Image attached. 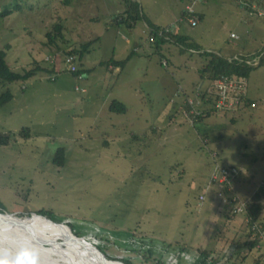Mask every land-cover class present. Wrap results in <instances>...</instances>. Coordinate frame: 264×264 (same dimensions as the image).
I'll return each instance as SVG.
<instances>
[{
  "label": "rangeland",
  "instance_id": "rangeland-1",
  "mask_svg": "<svg viewBox=\"0 0 264 264\" xmlns=\"http://www.w3.org/2000/svg\"><path fill=\"white\" fill-rule=\"evenodd\" d=\"M201 1L139 0L145 18L127 26L115 20L126 10L125 0H0V46L11 67L21 72L37 60L55 70H40L28 80L0 81V94L9 89L14 94L0 106V133H12L9 144H0V210L2 216L29 219L26 227L16 228L23 238L58 244L52 240L57 235L30 221L44 208L110 260L126 254L134 264H201L208 260L202 249L222 261L241 250L247 258L240 264H253L258 253L243 250V231L227 229L233 219L245 216L244 210L216 221L207 213L206 194L217 191L223 209L232 215L230 198L248 195L236 183L230 185L220 164L256 190L264 180V64L242 79L253 103L214 110L193 126L203 112L198 108L203 105L201 89L204 84L213 88L199 72L206 59L190 44L170 39L157 48L146 19L161 30L179 27L178 33L202 51L225 57L264 54V15L259 14L264 5L250 13L235 0ZM190 2L195 12L185 17ZM16 5L18 11L2 15ZM201 7L204 19L197 12ZM48 32L64 38L49 45ZM126 38L137 50L121 68L110 60L127 58ZM91 40L82 60L71 55L78 67L72 69L66 52ZM47 57L55 62L47 63ZM114 100L125 103L126 112L111 111ZM24 127L31 130L29 138L19 135ZM217 171L222 174L214 179ZM260 221L264 224V212ZM58 245L71 246L64 240Z\"/></svg>",
  "mask_w": 264,
  "mask_h": 264
},
{
  "label": "trees",
  "instance_id": "trees-1",
  "mask_svg": "<svg viewBox=\"0 0 264 264\" xmlns=\"http://www.w3.org/2000/svg\"><path fill=\"white\" fill-rule=\"evenodd\" d=\"M189 1H191V0H189ZM237 1L242 3L243 6L245 5V7L248 10L251 8V13L254 12L253 9L254 10L256 9L257 4L258 5H264V1L260 2V0H257L259 3H256V5L254 4V1H256V0H250V1L249 0H237ZM125 2H126V10L123 12L121 17H118L117 19H115V20H118L117 21L118 23H124L127 26H132L133 23H136L140 19L145 18L143 16L140 8H139L140 4L138 3V1H136V0H125ZM189 6H192L191 2L186 7H189ZM19 7H20V5H16L13 8L7 7L5 9V11L2 13V15L3 16H5L7 14L10 15L11 12L18 11ZM194 12H195V9L192 13H194ZM188 14L189 13L187 10V11H185L184 16L186 17ZM259 14L262 15L261 11L259 12ZM199 16L202 19V16L201 15H199ZM146 22L151 27V28H149V29H151L150 40L154 44H156L157 48H160V46H161L160 44L162 42L166 41V39H170V40H174L175 42H177L183 46L190 44L189 45L190 49H194L195 51L196 50L199 51L200 55H203L205 57L206 63L199 71L202 81L210 83V82H213L215 80L222 79V77L225 78V76L226 77L229 76L230 78L231 77H234V78L238 77V78L248 80L247 78H249V75L251 74V72L256 70L257 68H259L260 66H262L264 64V54H262L263 52L248 54V55H244V56H238L239 58L237 57V58L228 59L227 57H224V56H222L218 53H215V52H210V51H205V50L202 51L203 48H201V46L198 45L197 42L191 41L189 36L180 34L178 32H174V31H177V29L176 30H174V29L161 30V28L157 27L155 24L149 23L147 21V19H146ZM54 30L57 33H61V25H56ZM47 37H48L47 43L49 45H53V43H55V40L58 38H62V39L64 38L63 33L59 37H56L51 32L47 33ZM93 41L94 40L87 41V42L81 44V46H79V47L78 46L75 48L73 47V49L71 48L70 51L67 50L68 52H66V53H68V55H72V54L75 55L76 54V55H78L79 60H82L84 55L90 51L91 44ZM7 47L10 48L11 45H7ZM57 49L60 50V48H57ZM63 50L65 51V49H63ZM200 50H201V52H200ZM256 57L259 58V61L256 60ZM48 58H50V59H48ZM45 61L47 63L52 64L55 62V59L51 60V57H47V59ZM33 62H34L33 67L24 69L21 72L15 71L7 61V50L0 46V81L3 83H12L15 81H20V80H28L31 77H33L40 70H48V71L52 72V74L55 72L53 67H51V68L42 67L41 63L38 62L37 60H34ZM112 62L114 64L120 66L121 68H123L126 65V63L128 62V58L123 59V60H116V61L112 60ZM106 63L107 62H102L103 65ZM162 63L165 65L168 64L167 61H162ZM80 72L82 74L85 73L84 70H80ZM72 73L74 74L77 72L75 71ZM52 79H55V77ZM201 90H202L201 94H202V99H203V105L201 103L200 105H202V106H200L198 108H200L203 112L199 116H197L196 119L193 121V124H194L193 126L197 125L200 121H202L204 116H208L214 110H217L216 108L213 107V104L215 103L216 100L212 97L207 98V90H205L203 88ZM13 97H14V94L10 89L2 92L0 94V106L4 105L7 102H10L13 99ZM250 101H251L250 99H248V101H246L247 105H250ZM251 102L253 103V101H251ZM191 106L190 105L187 106V109L189 111L192 109ZM109 108L111 111L119 113V112H126L128 107L122 101L114 100L111 103ZM217 111H219V110H217ZM19 135L23 136L25 138H29L32 135V133H31V130L29 127H24L19 132ZM11 140H12V133H9V132L8 133H0V144L1 145H7L10 143ZM63 152H65V150L60 149L59 153H63ZM213 167H215V164L213 165ZM221 167H223L222 170H223L224 175H227L229 173L228 182L230 183L231 186H234L236 183L235 177L233 175H231V173H230V172L234 173V170L230 169L229 167H227L225 165L220 164L219 169ZM215 173L219 174L218 171ZM204 189H205V187H204ZM227 196H228V193H225L224 197H227ZM236 200H239L240 202H238V203L236 201L233 202L232 197L230 198L229 203L232 206V211H231L232 215L226 214L227 219L230 220L233 217L240 215V212L242 210H244V212H245L244 215L249 219V223H248L249 234L245 238V239H247V241H245V243L243 245V250L244 249L247 250L249 252V254L252 251L257 252L258 254L255 255V258L253 257V264H263L264 253H262V252L260 253V251H261V247H264V236L260 237V234H261L262 230L264 232V228H263L264 224L260 221V218H261L262 213L264 212V180L262 183H260L258 189L254 192V194L251 197H248V196L238 197V198H236ZM236 205H239L240 207H237ZM0 212H3V211L0 210ZM37 215H41V216L44 215L43 216L44 219H51L54 222H57V220L54 219L57 216H55V214L50 210H47L44 208L40 209V210H38ZM252 238H254V239H252ZM45 239H46V243L49 244V242H47L49 237H45ZM52 240H55V242L58 244L61 243V239L59 237H54V239H52ZM128 248H131V250H136V251L140 250L139 248L133 247V244H129ZM141 251H143V250H141ZM143 252H145V251H143ZM148 252L150 254L152 253L151 251H148ZM211 252L212 251H210V250L209 251L202 250L201 256H203V257L206 256L205 259H208V260H203V262L201 264H240V262L245 261L247 258V256L245 257V255H241L242 253L240 250V251H237L236 254L233 253L231 256H229V258L227 260L222 261L218 257L211 256L212 255ZM108 258H111V257L108 256ZM157 259H159V258L157 257ZM210 259H212V262H209ZM141 260H143V258H141ZM121 261L124 264H134L133 259H129L128 255H126V254L124 255L123 258H121ZM176 262H178V261H175V263ZM159 264H165V263H159ZM170 264H173V263H170Z\"/></svg>",
  "mask_w": 264,
  "mask_h": 264
},
{
  "label": "bare ground",
  "instance_id": "bare-ground-1",
  "mask_svg": "<svg viewBox=\"0 0 264 264\" xmlns=\"http://www.w3.org/2000/svg\"><path fill=\"white\" fill-rule=\"evenodd\" d=\"M203 1L204 0H202V2ZM189 8H192L194 11V8L192 6L186 7L185 11H187ZM249 11L251 13V10ZM174 27L175 26H173V29ZM176 29L178 30L179 27ZM237 57L238 56L232 58ZM52 59L53 57H51V60ZM228 78L229 80L235 79V81H229L228 86H230L231 83L238 81L244 82L245 87L247 86L246 82L242 81V78ZM220 80H224V78L222 77V79ZM216 82L217 81L211 82L213 84L212 89H214V85L216 84ZM203 89L207 90V93H211V88L208 84H204ZM243 94H245V91H241L238 89L235 92H231V95L227 98V100L231 103H234L235 99L241 97V95ZM186 100H188L187 102H189L190 98L188 97ZM189 103L194 104L192 101ZM217 103L215 101V103L213 104L214 108H216ZM231 108L232 107H230V109ZM212 177H214V179L217 178L218 173H214ZM26 220L29 219H26L25 217L23 220H21L19 218H15L11 214H6V216L0 215V258H8L14 260L16 264H36L37 260L38 264H120L117 260H110L104 257L100 252L96 250V247L92 246L91 243L75 236L66 222L57 223L51 219H44L41 215L33 216L30 221L34 222L37 226L45 227L46 230L53 232L61 240H64L71 246L68 248L62 247L58 244H55L53 246H45L38 239H34L31 237L23 238L21 234L16 232V228L23 229L24 227H26ZM62 224H66L68 228ZM75 244L80 247L79 251H75L72 249L73 245ZM32 248H34L35 250L31 251ZM54 255L59 256L62 259L56 258Z\"/></svg>",
  "mask_w": 264,
  "mask_h": 264
},
{
  "label": "crops",
  "instance_id": "crops-1",
  "mask_svg": "<svg viewBox=\"0 0 264 264\" xmlns=\"http://www.w3.org/2000/svg\"><path fill=\"white\" fill-rule=\"evenodd\" d=\"M136 1H139V0H136ZM208 0H206L205 2H207ZM236 2H238L237 0H235ZM239 4H240V6L242 7V8H245V9H247L246 7H245V5L243 6L242 5V3H240V2H238ZM256 5V4H255ZM185 10L186 9H184L183 10V15H184V13H185ZM249 10H251V8L249 9ZM125 11V10H124ZM198 13H199V15H201L202 16V19H204L205 18V16H206V14L204 13V9L201 7V9H200V11H199V9H198V11H197ZM201 19V18H200ZM151 21V20H150ZM151 23H154V22H152L151 21ZM148 26H149V24H148ZM176 27V26H175ZM177 32H178V30H177ZM150 34H151V30H150ZM125 41L127 42V44H126V47L128 48V53H129V55L127 56V58H128V60L135 54V52H136V50H137V46H135V45H131V40L129 39V38H126L125 39ZM132 54V55H131ZM234 56H240L239 54H233V55H226V57L228 58V59H231L232 57H234ZM225 57V56H224ZM126 59V58H125ZM112 60H114L113 58L110 60V62L111 63H113L112 62ZM123 60V59H122ZM104 62H106V61H104ZM85 71V70H84ZM86 73L88 74V72L87 71H85V73L83 74V77H86L87 75H86ZM250 99V98H249ZM254 106V105H253ZM204 140H207V139H204ZM232 166V165H231ZM211 169H213V168H211V165H210V169H209V178H211L210 177V173H211ZM210 182V179H208V182L207 183H205V184H202V186L203 185H205V186H207V184ZM235 182H236V187H238L237 189H238V191H240L242 194H246V195H248V196H252L253 194H254V192H255V190H256V187L257 186H254V185H252L251 183H246V182H244L243 181V179L241 178V175L240 174H237L236 173V175H235ZM246 185H248L247 187H246ZM201 186V187H202ZM202 193V192H201ZM200 193V194H201ZM200 194H199V199H200ZM207 195V197H208V199H209V208H208V210H207V213L210 215V217L213 219V218H216V221L217 220H229V219H227V216H226V214H227V209H223V205L221 204V200H220V198H218V194H217V191H215L214 193H207L206 194ZM206 195H204V197H205V199H206ZM220 204V205H219ZM226 207V206H225ZM246 220H245V216H239V217H236L235 219H233L232 221H231V223H229L228 224V226H227V229L228 230H234L235 232H238V231H243V237L242 238H246V232L244 231V228H245V226H246ZM222 223V222H221ZM203 250V249H202Z\"/></svg>",
  "mask_w": 264,
  "mask_h": 264
},
{
  "label": "built area",
  "instance_id": "built-area-1",
  "mask_svg": "<svg viewBox=\"0 0 264 264\" xmlns=\"http://www.w3.org/2000/svg\"><path fill=\"white\" fill-rule=\"evenodd\" d=\"M193 9L189 8L188 9V13H192ZM262 15H264L263 12H261ZM196 20L192 21V24H196ZM54 59V58H53ZM67 62L71 64V68L72 69H77L78 67L74 64L75 62V57L74 56H67ZM229 76L225 77L224 80H220L217 81L216 84L214 85V89L210 90V94L207 93V98H214L216 100L217 106L216 109L219 111H229L227 109H230V107L233 108H237L240 106H243L245 103H247L246 101H248V95H247V86L245 87L244 82L238 81V82H233L229 85ZM234 78V77H231ZM241 90V91H245V96L242 98H237L235 99V102L231 103L230 101L227 100V98L231 95V92H235L236 90ZM232 104V106H231ZM234 110V109H233ZM193 113H195V110L191 111L190 114L193 115ZM220 174H222L221 172H219ZM229 175V173L227 174V176ZM239 196H237L236 194H234L232 196V201L235 202L236 198H238ZM245 209V208H244Z\"/></svg>",
  "mask_w": 264,
  "mask_h": 264
},
{
  "label": "clouds",
  "instance_id": "clouds-1",
  "mask_svg": "<svg viewBox=\"0 0 264 264\" xmlns=\"http://www.w3.org/2000/svg\"><path fill=\"white\" fill-rule=\"evenodd\" d=\"M0 264H16V262L8 258H0ZM36 264H38V260Z\"/></svg>",
  "mask_w": 264,
  "mask_h": 264
},
{
  "label": "water",
  "instance_id": "water-1",
  "mask_svg": "<svg viewBox=\"0 0 264 264\" xmlns=\"http://www.w3.org/2000/svg\"><path fill=\"white\" fill-rule=\"evenodd\" d=\"M5 213H2V212H0V215H4ZM12 215V214H11ZM44 216V215H43ZM90 243H92V242H90ZM92 246L93 247H96L93 243H92ZM96 250L98 251V252H100L104 257H106L105 256V254L101 251V250H99L97 247H96ZM121 258V257H120ZM120 258L117 260L120 264H124L121 260H120Z\"/></svg>",
  "mask_w": 264,
  "mask_h": 264
}]
</instances>
